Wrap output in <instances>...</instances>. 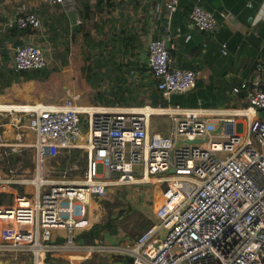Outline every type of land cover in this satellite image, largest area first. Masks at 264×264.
I'll return each instance as SVG.
<instances>
[{"label":"built area","instance_id":"obj_1","mask_svg":"<svg viewBox=\"0 0 264 264\" xmlns=\"http://www.w3.org/2000/svg\"><path fill=\"white\" fill-rule=\"evenodd\" d=\"M177 5L153 0L150 15L160 31L145 46L154 91L166 100L192 89L198 74L179 67L172 55L175 38L190 37L170 26ZM188 18L204 31L217 21L198 4ZM7 27L41 26L28 12ZM225 47L219 44L221 55ZM8 49L14 72L49 66L39 45L26 41ZM229 94L230 104L215 108L88 105L72 91L54 102L25 104L19 111L26 114H17L13 124L31 138L18 134L7 142L0 133V264L4 258L13 264L18 254L28 257L19 264H56L58 255L66 257L64 264H84L99 253L109 254L107 264H264V60L256 58L251 79L233 84ZM152 116L167 118L169 128L150 139ZM3 147L22 156L28 150L32 171L4 172ZM70 150L79 151L82 166L70 168L73 177L65 171L54 177L58 154ZM136 185L152 188L146 208L153 221L140 234L122 243L75 240L92 223L94 200L109 188Z\"/></svg>","mask_w":264,"mask_h":264},{"label":"crops","instance_id":"obj_2","mask_svg":"<svg viewBox=\"0 0 264 264\" xmlns=\"http://www.w3.org/2000/svg\"><path fill=\"white\" fill-rule=\"evenodd\" d=\"M93 2L94 0H72L71 7L65 9L58 3H43L40 0H0V34H6L7 24L13 17L30 12L37 16L40 26L47 21L45 27L41 26L35 30L41 38L44 37V33L52 41L54 36L50 33L55 31V27L59 31L66 26L70 28V26L85 22L81 16L85 14V9L93 7ZM111 2L112 4L108 8L98 9V12L93 14L92 20L99 21L103 28L111 26L116 34L122 33L123 30L129 31V27L126 28V26H129L130 23L131 31L128 34L136 36L140 41L137 48L138 56L137 58L133 57L137 63L130 67L142 68V70L137 68L134 71L130 70L138 77L137 81V77L135 78L134 83L140 87V80L147 79L152 82L150 74L145 68L147 42L143 41L147 35L149 38L158 35L160 24L151 18V5L147 0H111ZM194 4H198L215 16L217 21L214 28L204 31L190 22L188 10ZM88 14L89 12L86 15ZM77 21L78 23H76ZM50 24H54V26ZM170 26L171 28L180 27L183 33L190 35L187 41H184L181 36L175 38V49L172 51V55L176 64L179 67L198 71L195 86L187 92L190 105L185 104L181 107L196 108L199 107L198 104H208L209 106L205 108L226 107L232 100L229 94L230 87L241 79L250 80L254 60L256 58L264 60V0H178V5L170 16ZM34 39L35 36L29 42L39 45ZM221 42L226 45L225 55H221L219 52ZM114 45L115 48L112 46L114 51L119 52V47ZM133 45L135 47V43ZM131 58L129 57L128 60ZM53 65L51 68L55 69ZM54 77L56 76L53 75L52 79ZM142 77L146 78L142 79ZM124 79L121 78L118 81L126 84L128 81L126 82ZM32 87L33 81L27 80L12 83L9 89L24 103L25 100L42 97L40 93L37 97L28 94ZM151 91H154L153 84ZM46 95L48 98L51 96L50 101L58 98V96H49V93L44 96ZM77 95L79 98V93ZM1 98L3 101H0V111H17L27 108V105H18L16 101L12 102L14 99L7 93H0ZM194 104L198 106H194ZM4 125V123L0 125V133L5 141L15 140L18 134L27 135L24 132L19 133V130L22 129L13 122L8 126ZM3 161L4 172L11 169V172L15 171L17 174L25 175L23 168H32V162L26 163L24 156L18 152H12L6 147H3ZM68 172L71 170L65 171L66 177H73L72 172L71 175H68ZM147 225L135 231L136 233L133 235L140 234ZM61 261L64 264V260L61 259Z\"/></svg>","mask_w":264,"mask_h":264},{"label":"rangeland","instance_id":"obj_3","mask_svg":"<svg viewBox=\"0 0 264 264\" xmlns=\"http://www.w3.org/2000/svg\"><path fill=\"white\" fill-rule=\"evenodd\" d=\"M46 24L47 21L45 24H41V26L45 27ZM50 25L54 26V24ZM80 25V30H78L79 24L70 26V28L66 26V28H63L59 31L57 30V27H55V31L53 30L50 33L54 36V39L52 41H50L49 38H47V35L44 33V37L42 38L40 37L38 32L34 35V40H37L36 42L44 48L46 59L48 61H51L49 63V66L52 67V64H54V75L56 76L55 83L52 79V84H50L49 90L40 93L42 95L41 98H32V100H25L23 104L18 105L36 103L34 101L54 102L62 97L67 91H72L76 94L79 93L78 101L86 102V104L88 105L99 104L103 102H110L114 104L116 103L114 101H120L121 103H128L131 106H138L134 104L139 101L141 102V104L150 105H154L156 101H159V98H156L155 102H153V99H149L147 101L146 98H150L152 82H149L147 79H143L146 77H142L143 80H140V87L137 86L134 83V80L137 76L136 74H134V72H131L134 71V68L124 67V58L119 52H115L112 47H115L114 44H116V47L120 48L116 40L122 37L123 34L131 31L130 23L129 26H126V28L129 27V31L123 30V32H119V34H116L114 32L115 30L112 29L111 26H109L108 28L101 27L102 25L99 23V21H93V23H89V21H87L86 23H80ZM87 25L89 26L88 28L90 32H88V35L84 37L82 33L87 29ZM148 39L149 36L147 35L143 42H147ZM98 40H103L102 45L95 44V42ZM85 43L89 44L87 50L90 56L89 66L91 67V71L86 81H80L83 73L79 72V65L74 60L77 59L81 52L83 53V50L85 49ZM136 45L137 41L135 40V46ZM134 60L135 59L132 57L131 61L134 62ZM117 64H120L121 69H118L116 67ZM121 78H125L124 80L128 82L126 84L120 83L118 80H121ZM137 79L138 77L136 78V81ZM86 85L89 89H91V92L93 91L91 95L95 96V92H97L98 95L96 97H90L87 92H84ZM46 93H49V96H58V98L56 100L50 101L51 96L50 98H48V95L44 96ZM188 96L189 95L187 94L185 96L178 95V102H180V104L182 105H190V102H188ZM172 97L169 98L170 103H174V101H172ZM161 98L163 99V101L166 100L165 97L161 96ZM2 99L3 98H1L0 101H3ZM14 101L15 100H12V102ZM17 114L26 113L19 110L0 111V123H4V126H8V124L14 121V117L18 116ZM164 118L165 117L162 116L151 117V127L149 135L150 139L157 135H160V132L161 134L165 133V131L158 132L159 127L157 123H155H162L161 119ZM21 132H24L25 134H27V136H29V138H31L30 131L22 129L21 131L19 130V133ZM78 153L79 151H77L76 157L68 163V166L65 169H58L59 162H57L55 167L56 172L52 175L54 177L61 176L63 171L70 170L72 166H76L78 169H80V167L82 166V160L78 156ZM24 161L26 163L28 161L32 162L30 152L28 150L27 153H24ZM2 170L4 169L2 168ZM23 171L25 175H28L27 171H29L30 173L32 171V168L27 169L25 167L23 168ZM71 172L74 175V172L76 171L71 170ZM116 190H118V192ZM151 200L152 188L150 185L130 186L128 189H124V187H121L119 189L109 188V190L106 191L105 195L102 198L96 199L90 204V218L92 220V223L100 222L105 218L109 220L106 226L100 228L98 233L99 237L96 238L95 241L103 240L104 242L122 243L125 239H131L137 236L138 234L133 235L136 233L135 231L141 229L144 225H149L153 221V217L146 208L150 207ZM112 239L115 241H111ZM107 255L109 254L107 253ZM107 255L99 253L95 255L94 258L85 260L84 264H90L91 262H94L96 264H107L109 262V257ZM58 256L59 260L63 259L64 262H67L65 256ZM5 260L6 258L3 259V263ZM22 260L28 261V257L22 254H18V256L11 261L13 264H19V262H21ZM72 264H77V262H72Z\"/></svg>","mask_w":264,"mask_h":264},{"label":"trees","instance_id":"obj_4","mask_svg":"<svg viewBox=\"0 0 264 264\" xmlns=\"http://www.w3.org/2000/svg\"><path fill=\"white\" fill-rule=\"evenodd\" d=\"M147 2L149 5L152 6L153 0H147ZM111 4H112L111 0H94L93 7L85 9V14H82V16H81V18L84 19V21H85L83 23H86L87 21H89V23H93V20H92L93 14L98 12L97 11L98 9L102 10V8H108ZM151 6H150V8H151ZM88 12H89V14L86 15ZM157 23L160 24V21H158ZM78 27H79L78 30H80L81 25L79 24ZM88 27L89 26L87 25V27H86L87 29L82 33V35L84 37H86L88 35V32H90ZM35 33H37V30H35L32 27H26V28L12 27V28H8L6 30V34H0V51L3 55V63L0 66V93H7L12 99L17 101L18 104H23V100L20 97H18L14 92L10 91L9 88H10V85L12 83L32 80L33 81V87L28 92V94H31L32 96L37 97L38 93H43L46 90H48V88L50 87V84H52V81H51L52 76L55 74V70L51 69L50 66L43 67L40 69L19 70L16 72L12 71L9 67V51H8L9 49L8 48H14L15 46L22 45L26 41H31L32 37H34ZM105 35H107V34H105ZM135 40L137 41V45L134 47L133 43H135ZM102 41L103 40H98L95 42V44L102 45ZM116 42L120 46L118 51L121 54V56L124 58L123 66L124 67H130L131 65L134 66V64H136L137 61L134 60V62H132L131 60H128V58L129 57L137 58V56H138V53H137L138 49L137 48H138L139 42H140L139 39L136 36H132L128 33H125V34H123L122 37L118 38V40H116ZM84 47H85V49L83 50V53L81 52V54H79L77 59L74 60L79 65V72L83 73V76L81 77V79L79 78L80 81L81 80L86 81L87 77L89 76L90 71H91V67L89 66L90 56H89V53L87 50V48L89 47V44L85 43ZM116 67L118 69H121L120 64H117ZM133 68L134 69L137 68L138 70H142L141 67H133ZM145 68H146V66H145ZM55 78L56 77L53 78L54 83H55ZM195 84H196V81H195ZM190 90H188L187 92H189ZM84 92H87L90 95V97L93 96V95H91V93L93 91L91 92V89H89L87 85H86ZM187 92L170 95V98L173 96L172 101H174V103H170L169 102L170 99L163 101L160 94L156 93L155 91H151L150 98H146V99H147V101L149 99H153V102H155V99L159 98V101H156L155 104L160 103V104L166 105L169 103V104H176V105L182 106V104H180V102H178V95L184 96V95L188 94ZM97 95H98V93L95 92V96H93V97H96ZM114 102H116V104H128V103H121L120 101H114ZM99 104L100 105H107V104H111V103L110 102H103V103H99ZM139 104H141L140 101L134 105H139ZM198 105H199V107H203V108L209 106L208 104H198ZM198 105L194 104V106H198ZM164 119H161V122L163 123V125H162V123L155 122V123H157V125L159 127L158 132H160V131H165V133L167 132V128L169 126V121L167 118H164ZM153 123H154V121H153ZM159 134L164 135L163 133L161 134V132ZM76 155H77V151H75V150H70L68 153H66V152L59 153L57 156V160L59 162L58 169L62 170V169L67 168L68 163L71 162L76 157ZM68 175H71V172H68ZM108 222H109V220L107 218H105L100 222L91 223L89 228L76 232V234L74 236L75 240L82 242V243H94L95 239L99 237L98 233H99L100 228L106 226L108 224ZM54 261L56 264H61V262L58 259L54 260ZM90 264H96V263L91 262Z\"/></svg>","mask_w":264,"mask_h":264},{"label":"water","instance_id":"obj_5","mask_svg":"<svg viewBox=\"0 0 264 264\" xmlns=\"http://www.w3.org/2000/svg\"><path fill=\"white\" fill-rule=\"evenodd\" d=\"M185 142L186 143H190L191 141H189V140H185ZM124 259H125V257H124ZM2 264H6V263H2ZM23 264H31L30 262H26V263H23Z\"/></svg>","mask_w":264,"mask_h":264},{"label":"bare ground","instance_id":"obj_6","mask_svg":"<svg viewBox=\"0 0 264 264\" xmlns=\"http://www.w3.org/2000/svg\"><path fill=\"white\" fill-rule=\"evenodd\" d=\"M10 113H11V112H10ZM121 187H123V186H119V187H117V188L119 189V188H121Z\"/></svg>","mask_w":264,"mask_h":264}]
</instances>
